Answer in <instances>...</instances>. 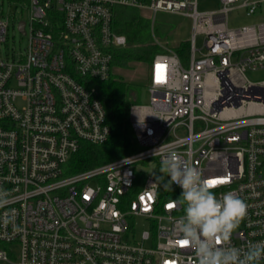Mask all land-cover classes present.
Masks as SVG:
<instances>
[{"label": "built area", "instance_id": "obj_1", "mask_svg": "<svg viewBox=\"0 0 264 264\" xmlns=\"http://www.w3.org/2000/svg\"><path fill=\"white\" fill-rule=\"evenodd\" d=\"M217 1L210 10L200 0L27 1V49L0 54V190L9 194L0 260L11 262L18 246L16 264H197L175 224L183 209L169 207L181 189L155 183L172 152L213 182L218 198L233 192L247 204L233 246L264 241V80L246 75L264 71V0ZM119 6L150 23L158 12L190 18L189 63L171 49L155 55L150 101L130 110L137 151L70 173L83 143L111 134L93 81L111 77L114 49L128 45L114 28ZM237 10L262 19L231 28ZM10 22L0 19V42ZM140 217L149 228L137 238Z\"/></svg>", "mask_w": 264, "mask_h": 264}, {"label": "clouds", "instance_id": "obj_2", "mask_svg": "<svg viewBox=\"0 0 264 264\" xmlns=\"http://www.w3.org/2000/svg\"><path fill=\"white\" fill-rule=\"evenodd\" d=\"M159 173L154 175L155 183L181 189L172 207H181L184 214L175 224L195 253L197 264H260L264 241L248 242L243 249L231 244L233 233L247 215V204L241 198L233 192L218 198L201 172L175 152L161 160ZM8 195L0 190V208L9 203Z\"/></svg>", "mask_w": 264, "mask_h": 264}, {"label": "trees", "instance_id": "obj_3", "mask_svg": "<svg viewBox=\"0 0 264 264\" xmlns=\"http://www.w3.org/2000/svg\"><path fill=\"white\" fill-rule=\"evenodd\" d=\"M27 2L28 0H13ZM140 10L119 6L115 9L114 28L127 37L128 45L113 51L112 74L108 80L93 81L97 97L103 103L107 122L111 127L108 140L99 145L83 143L70 162V173L90 169L118 158L129 155L139 149V144L132 128L131 106L140 103L130 96L131 84L120 75L114 73V68L128 67L133 62L151 64L155 55L164 51L163 47L152 40L151 25ZM174 52L187 65L190 53L188 38L182 40L174 48ZM166 189L161 182V191Z\"/></svg>", "mask_w": 264, "mask_h": 264}, {"label": "rangeland", "instance_id": "obj_4", "mask_svg": "<svg viewBox=\"0 0 264 264\" xmlns=\"http://www.w3.org/2000/svg\"><path fill=\"white\" fill-rule=\"evenodd\" d=\"M218 6L217 0H200L201 10L215 9ZM29 15L30 10L27 2L0 0V19L10 18L11 20L7 41L0 42V54H2L3 58L6 59L7 55H9L11 59L13 56L19 57V55L23 54L27 49L30 35ZM141 15L146 17V14L142 12ZM261 19L262 17L257 20L256 17L247 16L243 11L237 10L230 13L229 26L231 28H237L245 25H253ZM21 21H27L26 34H23L18 28V24ZM150 25L154 27V35L159 40V45L163 47L164 51H167V49L174 51V48L178 46L182 40L187 38L189 40L192 33V20L190 18L167 12H158L155 15V20L151 21ZM202 46L203 38L199 36L197 38V47L200 49ZM189 58L190 53L187 59L188 63ZM114 73L120 75L125 81L131 84L130 96L132 99L135 98L142 104L149 103L150 94L148 92V84L150 81V64L142 61L133 62L125 68H114ZM246 75L253 81L264 80V71L255 72L249 70ZM18 104L21 105L22 102L18 101ZM262 173L264 174V167L262 168ZM135 228L136 237L140 238L142 232L149 228V223L144 218H137ZM8 246L9 245L6 247L9 248ZM11 250L13 251L9 254L11 262L0 260V264H16L18 262L19 247L12 246Z\"/></svg>", "mask_w": 264, "mask_h": 264}, {"label": "water", "instance_id": "obj_5", "mask_svg": "<svg viewBox=\"0 0 264 264\" xmlns=\"http://www.w3.org/2000/svg\"><path fill=\"white\" fill-rule=\"evenodd\" d=\"M19 30L22 33H25V22L24 21L20 22V24H19Z\"/></svg>", "mask_w": 264, "mask_h": 264}, {"label": "snow or ice", "instance_id": "obj_6", "mask_svg": "<svg viewBox=\"0 0 264 264\" xmlns=\"http://www.w3.org/2000/svg\"><path fill=\"white\" fill-rule=\"evenodd\" d=\"M213 182L209 181V184H211ZM169 207H172V205H169ZM182 244H187V241H181Z\"/></svg>", "mask_w": 264, "mask_h": 264}]
</instances>
